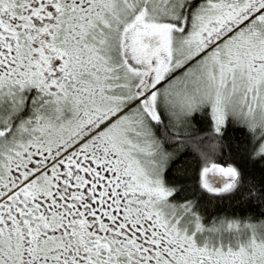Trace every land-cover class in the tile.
Masks as SVG:
<instances>
[{
  "label": "snow or ice",
  "instance_id": "1",
  "mask_svg": "<svg viewBox=\"0 0 264 264\" xmlns=\"http://www.w3.org/2000/svg\"><path fill=\"white\" fill-rule=\"evenodd\" d=\"M177 160L264 212V0H0V264H264Z\"/></svg>",
  "mask_w": 264,
  "mask_h": 264
},
{
  "label": "trees",
  "instance_id": "2",
  "mask_svg": "<svg viewBox=\"0 0 264 264\" xmlns=\"http://www.w3.org/2000/svg\"><path fill=\"white\" fill-rule=\"evenodd\" d=\"M179 163V160L174 161L166 173V182L169 185H183L174 194L172 199L179 202L195 196L197 198L196 210L199 211L204 218L205 224H208L214 217H219L222 214H226L231 217L239 216L240 218H244L249 214H253L254 218L264 216V212L261 211V206L259 204H255L252 201L242 200V196L248 191L247 184L233 193L221 195L210 194L199 189L195 182L196 176L194 173L191 177L177 176L174 169ZM189 180H191V186H189Z\"/></svg>",
  "mask_w": 264,
  "mask_h": 264
}]
</instances>
